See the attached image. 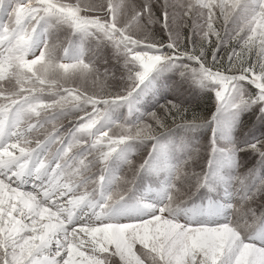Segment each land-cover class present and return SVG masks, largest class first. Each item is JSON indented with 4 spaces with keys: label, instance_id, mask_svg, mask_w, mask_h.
<instances>
[{
    "label": "snow or ice",
    "instance_id": "obj_1",
    "mask_svg": "<svg viewBox=\"0 0 264 264\" xmlns=\"http://www.w3.org/2000/svg\"><path fill=\"white\" fill-rule=\"evenodd\" d=\"M0 264H264V0H0Z\"/></svg>",
    "mask_w": 264,
    "mask_h": 264
},
{
    "label": "rangeland",
    "instance_id": "obj_2",
    "mask_svg": "<svg viewBox=\"0 0 264 264\" xmlns=\"http://www.w3.org/2000/svg\"><path fill=\"white\" fill-rule=\"evenodd\" d=\"M209 106H210L209 101H207L206 98H200L199 99V107H198L197 111H199L201 114L206 113ZM257 124H259L258 121H257Z\"/></svg>",
    "mask_w": 264,
    "mask_h": 264
}]
</instances>
